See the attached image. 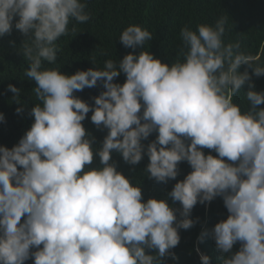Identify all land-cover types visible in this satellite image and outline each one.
I'll list each match as a JSON object with an SVG mask.
<instances>
[{
	"label": "clouds",
	"instance_id": "clouds-1",
	"mask_svg": "<svg viewBox=\"0 0 264 264\" xmlns=\"http://www.w3.org/2000/svg\"><path fill=\"white\" fill-rule=\"evenodd\" d=\"M86 8V0H0V37L13 26L27 37L20 48L28 64L24 76L35 81L39 101L18 144L0 146V264L30 258L34 264L177 261L170 250L180 242L178 230L194 225L189 217L198 202L216 197L229 213L210 233L222 264H264V108L258 107L264 90H254L247 70L238 71L246 64L260 77L264 66L254 64L239 41L224 42L228 16L222 15L214 25L183 27L182 59L171 64L145 49L152 32L130 24L119 40L133 52L118 63L107 59L103 68L66 75L57 65V41L69 34L71 21L90 19ZM71 32H78L75 25ZM137 48L143 49L138 55ZM121 72L122 85L113 82ZM98 83L105 90L94 105L74 96ZM246 83L249 107L242 111L233 97ZM7 91L19 104L21 89L8 84ZM90 111L91 121L108 133L95 152L103 167L84 171L94 159V138L82 124ZM153 132L156 139L143 144ZM205 148L217 155H206ZM113 151L130 165L147 155V173L162 183L175 179L179 163L187 161L192 171L168 193L182 208L166 199L145 202L139 183L110 163ZM207 235L201 232L198 242ZM237 242L239 250L224 255ZM196 252L200 264H210L208 255Z\"/></svg>",
	"mask_w": 264,
	"mask_h": 264
},
{
	"label": "trees",
	"instance_id": "trees-1",
	"mask_svg": "<svg viewBox=\"0 0 264 264\" xmlns=\"http://www.w3.org/2000/svg\"><path fill=\"white\" fill-rule=\"evenodd\" d=\"M86 3L85 11L90 13V19L82 24L71 21L69 34L57 41L61 47L57 65L60 66L63 74L72 75L78 70L103 68L107 59H113L118 63L126 54L133 52L132 49L125 48L119 40L122 31L130 24L141 25L152 32L153 38L146 42L145 49L162 63L171 64L177 58L182 59L179 54L182 46L180 31L183 27L188 26L195 30L199 24L214 25L222 15L228 16L224 42L239 41L241 50L254 58L253 63L264 66V0H86ZM15 19L18 17L14 18L13 24ZM73 25L78 31L75 35L71 32ZM26 39L27 37L14 26L10 35L0 37V113L5 116V122H0V146L9 149L18 144L34 123V117L30 113L35 104L39 103L33 92L36 87L35 81L24 76L28 64L20 48ZM10 41H14V45ZM142 50V48L135 49V54L138 55ZM101 52L105 54L102 55ZM93 57L96 65L92 63ZM256 57L259 59L256 60ZM245 70L249 72L251 81L255 85L254 90H264V75L255 76L253 69L246 64H242L238 69L241 73ZM125 81L126 75L121 72L113 82L122 85ZM8 84L21 89L19 104L13 99L15 94L7 91ZM104 90L98 83L95 87H86L82 91L74 92V96L94 105L93 98ZM248 90L246 83L233 97V102L239 104L242 111H246L249 107L246 100ZM18 107H23V112L20 114L16 112ZM258 107L264 108V104ZM91 115L90 111L82 124L90 137L94 138L92 145L94 159L91 165L85 166L84 171L103 167L95 152L102 146L104 137L108 133V129L102 126L97 128L91 121ZM157 135V132H153L142 143L147 145L155 140ZM203 151L206 155L209 152L214 156L217 155L206 148ZM112 162H116L117 171L128 178L130 183L134 186L139 183L145 202L149 198L166 199L170 207L182 208L180 202H174L168 193L178 181H182L192 171L187 161L179 163L177 177L169 179L167 183L156 182L150 178L146 171L150 162L147 155H144L138 164L130 165L118 152L113 151L110 163ZM228 215L222 197H216L213 201L204 204L198 202L189 217L196 222L189 229L178 230L180 242L170 250L176 254L178 260L173 261L170 256H166L162 258L163 264H200L197 247L200 252L210 257V264H222V254L216 249L210 233L215 224L226 220ZM177 218H181L178 212ZM23 219L22 217L21 222ZM205 230L209 235L200 243L197 238ZM239 248L240 242H237L231 253L224 255H231ZM146 253L155 255L156 250L146 249ZM25 264H34L33 259L30 258Z\"/></svg>",
	"mask_w": 264,
	"mask_h": 264
}]
</instances>
